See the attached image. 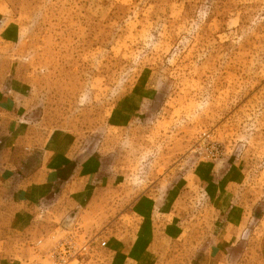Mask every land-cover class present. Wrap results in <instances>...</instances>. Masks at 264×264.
<instances>
[{
	"label": "rangeland",
	"instance_id": "1",
	"mask_svg": "<svg viewBox=\"0 0 264 264\" xmlns=\"http://www.w3.org/2000/svg\"><path fill=\"white\" fill-rule=\"evenodd\" d=\"M0 67L24 147L117 179L82 208L53 193L31 224L0 205V264L66 217L82 239L173 233L163 264H264V0H0Z\"/></svg>",
	"mask_w": 264,
	"mask_h": 264
},
{
	"label": "crops",
	"instance_id": "2",
	"mask_svg": "<svg viewBox=\"0 0 264 264\" xmlns=\"http://www.w3.org/2000/svg\"><path fill=\"white\" fill-rule=\"evenodd\" d=\"M12 74L13 70L0 69V205L11 211L9 216L15 221H27L28 224H31L30 219L34 218L37 207L42 203L41 200H45V206L46 200L53 193L61 198L57 204L62 203L63 207L65 204H71L77 209L86 207V203L88 206L93 205L98 195L116 186L117 179L109 170L110 165H107L105 159L81 158L78 161L54 149L44 150L42 158H38L34 151L24 147L23 130L20 125L22 106L9 88ZM222 173L223 169L212 167L207 180L208 186L216 185ZM71 221L78 224L80 237L84 236L85 231L80 226L78 218L66 217L49 234L40 236L35 242L44 238L48 243L49 237L59 227H67ZM227 224L230 225L231 222ZM138 230L137 234L117 236L107 241L99 237L101 241L107 243V247L101 249L107 264H163L162 258L168 255L166 247L174 242L176 235L174 237L173 233L168 232L163 233L164 235H158L157 232L155 235L145 233L147 232L145 227ZM32 243L34 241L29 246ZM50 245L51 243H48L46 246ZM29 249L31 251V247ZM221 255V249L212 248L210 251L212 258ZM31 256L32 251L28 258ZM92 257L93 254L90 258ZM204 259H209V256L206 255ZM184 264L192 263L188 261Z\"/></svg>",
	"mask_w": 264,
	"mask_h": 264
},
{
	"label": "built area",
	"instance_id": "3",
	"mask_svg": "<svg viewBox=\"0 0 264 264\" xmlns=\"http://www.w3.org/2000/svg\"><path fill=\"white\" fill-rule=\"evenodd\" d=\"M215 154V160H220L222 153H219L215 148H212ZM73 226L72 228H67ZM67 227H59L58 230L52 234L46 246L44 238L31 244L32 256L21 262V264H72L77 262L80 264L92 256L95 246L98 249H105L107 243L101 241L100 238L84 239L80 237L78 224H73L72 221L68 223ZM64 234V235H62ZM61 236V237H60Z\"/></svg>",
	"mask_w": 264,
	"mask_h": 264
}]
</instances>
